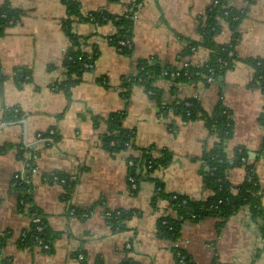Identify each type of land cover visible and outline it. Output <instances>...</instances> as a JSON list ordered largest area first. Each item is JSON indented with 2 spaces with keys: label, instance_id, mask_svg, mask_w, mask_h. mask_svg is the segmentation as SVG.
<instances>
[{
  "label": "crops",
  "instance_id": "1",
  "mask_svg": "<svg viewBox=\"0 0 264 264\" xmlns=\"http://www.w3.org/2000/svg\"><path fill=\"white\" fill-rule=\"evenodd\" d=\"M75 1L83 14L104 10L122 15L131 0ZM215 1L143 0L133 18L129 54L110 42L118 30L113 21L73 22L72 31L83 50L96 51V59L94 68L72 87L69 99L59 89L66 79L64 61L71 46L64 27L68 15L64 1L0 0V8L8 6L21 13L0 36V69L5 76L0 87V264H124L128 260L178 264L174 245L195 264H264L263 222L252 218L248 206L231 215L223 227L210 216L184 221L175 242L163 237L158 220L172 211L166 200L154 207L153 182H142L138 188L131 184L128 158L137 151L129 147L110 152L101 141L107 129L105 119L113 112H125L122 124L135 133L138 148L152 147L154 157L163 150L172 154L171 162L152 176L168 192L207 199L213 192L204 187L200 158L217 137L203 119L184 121L173 104L194 97L212 112L221 102L230 108L234 120L226 156L233 161L236 150L245 148L248 164L264 189V125L260 121L264 91L252 86L254 69L246 62L264 59V0H224L229 7L246 12L237 29V58L216 82L176 79L186 63L201 67L209 60V48L199 44L203 40L200 26ZM220 26L214 41L229 44L233 31L224 19ZM190 42L198 45L190 46ZM143 60H156L172 71L154 82L160 103L141 85H134L128 97L121 88L122 80L135 76ZM52 130L57 139L38 146L28 183L31 201L23 203L14 175L24 171L26 145H35L38 133ZM58 173L69 178V189L51 179ZM227 177L238 187L249 178L248 168L235 165ZM32 207L47 221L50 250L41 243L22 244L32 223ZM116 210L131 216L122 229L114 230L107 213Z\"/></svg>",
  "mask_w": 264,
  "mask_h": 264
},
{
  "label": "trees",
  "instance_id": "2",
  "mask_svg": "<svg viewBox=\"0 0 264 264\" xmlns=\"http://www.w3.org/2000/svg\"><path fill=\"white\" fill-rule=\"evenodd\" d=\"M67 6V18L64 20V27L71 40V46L65 55L66 79L59 84V89L63 90L66 96L71 98V89L78 84L83 74L91 70L85 66L86 63L95 62L96 51L88 53L83 50V43L79 42V36L72 31V24L75 21H89L97 25L113 21L117 25V32L110 38V42L115 47H120L119 41L126 39L133 34L134 19L133 13L136 10L135 4L141 3L143 0H131L128 4L129 10L122 15H114L104 10L92 11L83 14L80 5L75 0H63ZM245 10H236L229 7L224 0L212 5L208 12L206 20L200 26V32L203 36L201 45L209 48L211 54L209 60L201 67H190L180 70L177 80H204V73L208 72L209 67L215 68L216 78L223 75L226 69L232 66L233 61L237 58L235 46L238 42V24L245 14ZM20 12L11 9L8 6L0 8V36L6 27L14 24L20 18ZM220 19L226 20L232 31L233 39L229 44H217L214 41L215 31L220 29ZM190 46L198 45L196 42H190ZM189 46V47H190ZM133 48H123L122 53L129 54ZM189 52V48L187 49ZM234 55L230 56L229 53ZM224 61H228L229 65L223 67ZM254 69L252 86L259 87L264 91V59L249 58L246 60ZM171 75L172 71L164 68L156 60H143L139 63V70L135 76L126 77L122 80L121 88L126 97L134 85L143 86L146 91L153 93L152 97L160 103L159 90L154 86L157 78L164 75ZM186 72H188L186 74ZM199 73V74H197ZM5 76L0 69V87H2ZM174 111L182 117L184 121L203 119L211 134L216 135L217 141L212 148L206 150L200 158L201 174L205 188L212 190V195L207 199H193L186 195L168 192L164 184L153 177V173L160 168L166 167L172 160V154L168 150H163L160 157H154L153 148H138L135 145V133L126 129L122 122L125 112H113L106 119L107 129L101 136V141L105 149L110 152H118L126 150L129 147L137 151V155H131L128 158L130 164V177L134 179L136 187H140L142 182H153L155 184L152 203L156 208L160 200H166L171 208V213L163 215L158 220V231L163 237L175 242L180 236L181 227L184 221H199L206 217H216L218 226L223 227L229 217L236 213L240 208L248 206L252 213V218L260 219L261 233L264 239V206L262 197L264 189L261 188L258 177L253 167L248 164L249 154L247 150L240 147L236 150V157L233 161L229 160L225 153V144L234 134V120L232 112L228 106L218 103L212 112L206 111L201 102L194 97L176 101L173 104ZM260 121L264 125V111L260 116ZM97 122V121H96ZM53 139H57L54 134ZM261 153L264 154V141ZM235 165H246L248 168L249 178L240 186L233 187L227 177L228 170ZM60 177H65L58 173ZM65 187H71V181L66 179ZM132 184V183H131ZM20 199L23 203L31 201V194L28 193L29 185L22 183L17 186ZM235 190V193L233 192ZM32 214L41 217L40 225L42 230H37L36 223L32 222L29 229L22 236V244L24 246H32L36 244H48L50 250V230L44 216L39 213L35 207L31 209ZM107 216L108 222L112 229H122L125 226V220L131 216V212L123 210L111 211ZM195 216V218L193 217ZM178 264H195L193 260L186 255V252L178 246H172ZM124 264H134L131 260L125 261ZM218 264V263H214ZM220 264V263H219Z\"/></svg>",
  "mask_w": 264,
  "mask_h": 264
},
{
  "label": "built area",
  "instance_id": "3",
  "mask_svg": "<svg viewBox=\"0 0 264 264\" xmlns=\"http://www.w3.org/2000/svg\"><path fill=\"white\" fill-rule=\"evenodd\" d=\"M215 3H219V0H216ZM141 4H135L136 10L133 13V18L136 17V12L137 10L140 8ZM119 45L120 47H118V50L120 52H122L123 48H133V36H128L126 39L120 40L119 41ZM230 56H233L234 53L230 52L229 53ZM229 62L228 61H224L222 66H228ZM85 66L89 69H93L94 68V63L89 62L86 63ZM186 69L190 68V67H196L195 65H193L192 63H186L185 64ZM188 72H186L187 74ZM167 74V72L165 73ZM177 75H179L180 73L177 72ZM199 74V73H197ZM204 77H206V82L208 83H213L217 81L216 78V73H215V68L214 67H209L208 68V72L204 73L203 75ZM150 94H152V92L150 91ZM55 134L54 130L49 131L48 134L45 133H38L37 138H36V144L32 145V144H27L26 146H28V150H27V156H26V160L24 162V171L22 172H18L14 175V186H18L22 183L28 184L30 181V177H31V173L35 171L34 168V162L35 160L38 158V146L42 143H49L53 141V135ZM130 164H132V162H130ZM51 179L55 182H61V183H65L66 182V178L65 177H60L58 174H52ZM130 182L132 183L133 187L136 188V184L134 183V179L132 177L129 178ZM111 213L108 212L107 216L110 215ZM193 217L195 218V216L193 215ZM32 222L38 224L37 225V230H42V226L40 225L41 223V217H39L38 215L32 214ZM43 249H48L49 245L48 244H42ZM128 247H130V244L128 245ZM80 259H83V255L80 254L79 255Z\"/></svg>",
  "mask_w": 264,
  "mask_h": 264
}]
</instances>
